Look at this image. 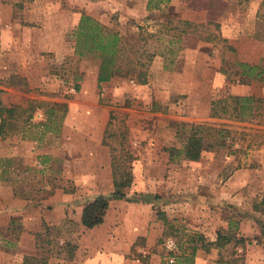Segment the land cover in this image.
<instances>
[{
    "label": "rangeland",
    "instance_id": "rangeland-1",
    "mask_svg": "<svg viewBox=\"0 0 264 264\" xmlns=\"http://www.w3.org/2000/svg\"><path fill=\"white\" fill-rule=\"evenodd\" d=\"M82 16L118 37L107 82ZM0 103V264H264V0H0Z\"/></svg>",
    "mask_w": 264,
    "mask_h": 264
},
{
    "label": "trees",
    "instance_id": "trees-1",
    "mask_svg": "<svg viewBox=\"0 0 264 264\" xmlns=\"http://www.w3.org/2000/svg\"><path fill=\"white\" fill-rule=\"evenodd\" d=\"M102 32L103 31L101 27H99V25L92 21L89 17L82 16L80 18L77 27V36L80 40L82 38L84 42L82 46H79V48L83 50L87 45L86 41L90 40L93 44V48L100 52L99 57L101 59V63L98 83L107 82L111 78L113 72H115L112 71L115 70V61L113 57L118 53V37L116 35L104 36V33ZM78 54H82V52H78ZM142 76L144 77V75ZM138 78L141 79L140 76H138ZM143 81H140V83H142ZM250 99L251 98L236 99L238 103H233L232 110L236 114V119L242 121V114L244 110L248 108V103H239V101H250ZM11 113L12 111L10 108H5L0 103V132L6 121L9 120ZM213 115H216L215 112L213 113ZM188 129V135L185 138L183 148L179 152V154H181L182 157L186 160L198 161L202 157V153L206 151L207 148L212 147L213 144L209 145L205 143V139L202 133L207 131L206 128L199 125H189ZM219 132L222 133L223 131ZM122 177L124 178L123 181H115V189L110 197L98 196L83 208L80 222L84 228L92 229L103 222V218L109 206L108 204L110 198L123 199L124 193L122 190L129 187L131 183V177L130 173L128 172L125 173ZM256 208L261 215H264V198L260 201V204L257 205ZM224 236V234L217 235L214 246L220 247L222 245L229 244V240L225 241ZM242 241V239H239V243H241ZM194 252L195 250L191 254L181 253L180 255L174 256L172 262H162L161 264H194Z\"/></svg>",
    "mask_w": 264,
    "mask_h": 264
},
{
    "label": "crops",
    "instance_id": "crops-1",
    "mask_svg": "<svg viewBox=\"0 0 264 264\" xmlns=\"http://www.w3.org/2000/svg\"><path fill=\"white\" fill-rule=\"evenodd\" d=\"M241 251H243L244 252V255L247 257V256H249V253H248V250H247V248H244V250H241ZM262 252L264 253V250H262ZM245 258V257H244ZM248 259H246L245 258V260H244V263L243 264H262V263H260L257 259L255 260L252 256H249V257H247ZM230 264L229 262H226V263H224V264Z\"/></svg>",
    "mask_w": 264,
    "mask_h": 264
},
{
    "label": "built area",
    "instance_id": "built-area-1",
    "mask_svg": "<svg viewBox=\"0 0 264 264\" xmlns=\"http://www.w3.org/2000/svg\"><path fill=\"white\" fill-rule=\"evenodd\" d=\"M166 247L169 251H172L175 249V243L172 240L166 241Z\"/></svg>",
    "mask_w": 264,
    "mask_h": 264
}]
</instances>
